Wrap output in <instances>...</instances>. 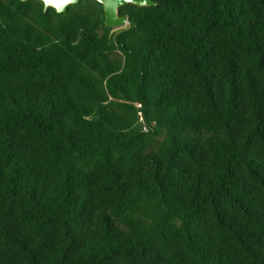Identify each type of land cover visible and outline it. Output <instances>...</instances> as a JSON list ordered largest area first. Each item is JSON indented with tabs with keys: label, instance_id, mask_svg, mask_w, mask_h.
<instances>
[{
	"label": "trees",
	"instance_id": "1",
	"mask_svg": "<svg viewBox=\"0 0 264 264\" xmlns=\"http://www.w3.org/2000/svg\"><path fill=\"white\" fill-rule=\"evenodd\" d=\"M153 2L0 0V264H264V0Z\"/></svg>",
	"mask_w": 264,
	"mask_h": 264
},
{
	"label": "water",
	"instance_id": "2",
	"mask_svg": "<svg viewBox=\"0 0 264 264\" xmlns=\"http://www.w3.org/2000/svg\"><path fill=\"white\" fill-rule=\"evenodd\" d=\"M23 1H27V0H23ZM99 3L104 5L105 15H106L105 25L114 30H119L124 28L129 22V16L120 15L121 7H124L128 4L136 5L139 7L151 6V5L154 6L153 0H134L133 3H128L127 0H100ZM69 7H67L63 13L67 12ZM49 8L50 7H48L47 9Z\"/></svg>",
	"mask_w": 264,
	"mask_h": 264
},
{
	"label": "clouds",
	"instance_id": "3",
	"mask_svg": "<svg viewBox=\"0 0 264 264\" xmlns=\"http://www.w3.org/2000/svg\"><path fill=\"white\" fill-rule=\"evenodd\" d=\"M79 0H40V3L44 6L45 10L48 7H53L57 14H62L69 6H74ZM100 2V0H97ZM128 3H133L134 0H127Z\"/></svg>",
	"mask_w": 264,
	"mask_h": 264
},
{
	"label": "rangeland",
	"instance_id": "4",
	"mask_svg": "<svg viewBox=\"0 0 264 264\" xmlns=\"http://www.w3.org/2000/svg\"><path fill=\"white\" fill-rule=\"evenodd\" d=\"M127 26V25H126Z\"/></svg>",
	"mask_w": 264,
	"mask_h": 264
}]
</instances>
